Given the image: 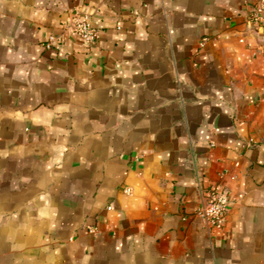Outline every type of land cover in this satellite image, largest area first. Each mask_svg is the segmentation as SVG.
Segmentation results:
<instances>
[{"label":"crops","instance_id":"obj_1","mask_svg":"<svg viewBox=\"0 0 264 264\" xmlns=\"http://www.w3.org/2000/svg\"><path fill=\"white\" fill-rule=\"evenodd\" d=\"M257 1L0 0V264H264Z\"/></svg>","mask_w":264,"mask_h":264},{"label":"built area","instance_id":"obj_2","mask_svg":"<svg viewBox=\"0 0 264 264\" xmlns=\"http://www.w3.org/2000/svg\"><path fill=\"white\" fill-rule=\"evenodd\" d=\"M251 16L255 23L264 26V0L257 1ZM67 29L81 36L86 43L95 41L98 35L97 27L91 25L88 19L76 20L73 24L68 25ZM228 204L227 193L220 187H217L211 192L209 203L201 213L207 217L212 225L222 226L226 220Z\"/></svg>","mask_w":264,"mask_h":264}]
</instances>
